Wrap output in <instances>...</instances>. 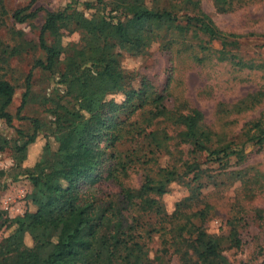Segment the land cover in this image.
<instances>
[{"label": "trees", "instance_id": "obj_1", "mask_svg": "<svg viewBox=\"0 0 264 264\" xmlns=\"http://www.w3.org/2000/svg\"><path fill=\"white\" fill-rule=\"evenodd\" d=\"M35 1L14 10L10 16L14 23L25 24L44 12L37 42L42 57L34 60L26 76V91L16 116L19 117L26 104L32 72L40 69L54 73L61 55L67 57L59 73V84L75 105L71 110L57 105L49 127L40 120H33L31 133L16 130L14 161L19 167L26 160L29 147L40 136L45 140L52 138L55 149L46 141L40 159L33 167L22 169L23 175L38 189L29 196L35 210L10 222L15 229L0 243V264H144L145 239L150 240L152 231H163L162 237L168 239L179 264H229L221 254L218 236L209 234L203 225L198 226L193 221L203 222L208 215V207L192 210L198 197L196 188L189 186L191 195L175 204L171 214L164 210L161 200L170 186L182 179L178 174L180 168L184 169V176L193 174V182L202 177L210 178L206 174L209 168H202L204 165L228 163L233 157L241 161V151L231 143L215 139L217 135L203 127V114L199 110L168 109L164 93L152 90L148 83L138 90H123L124 72L116 52L118 48L141 54L153 42L162 39L163 49L171 55L175 47L189 46L186 38L191 34L207 39L208 43L224 40L226 35L203 12L180 15L179 9L188 11L190 0H114L110 12L106 13L103 7L89 16L70 6L56 12L39 8L31 11ZM213 1L219 13L233 10V0ZM161 2L168 8H159ZM100 5H103L102 0ZM86 7L92 8V5L86 4ZM112 13L120 14L118 17ZM7 15L4 1L0 0V16ZM75 32H79L80 46H64L63 39ZM14 51L17 53L16 49ZM218 53V60H224L223 51ZM169 65H172L171 59ZM172 74L171 68L164 92ZM14 93L15 88L10 83L0 80V121L8 127L13 117L7 109ZM116 94L124 95L122 103L111 98ZM145 107H148L146 122L149 125L162 120L181 128L177 137L191 146L187 159H183L182 150H171L169 143L173 138L165 130L145 133L137 117H133ZM142 134L148 141L151 156L161 152L170 160L167 166L159 165L155 173L151 172L153 167L147 171L146 166L140 186L130 188L123 184L122 177L134 164L135 154L121 151L118 145L126 137H131L129 142L132 143L136 135ZM255 140L258 144L264 141V130ZM174 153L176 155H172ZM197 153L206 154L201 165L191 162L189 157ZM176 158L182 161L179 167L174 161ZM153 162L156 166L157 161ZM103 170H107V180L118 185L120 199L100 201L99 205L95 186ZM230 174L245 184L246 172ZM260 183L254 181L259 189H264V183ZM136 212L138 217L132 216ZM144 214L160 217L165 226L160 230H144L139 225ZM229 223L232 225L229 240L239 247L238 221L234 219ZM26 236L31 239V247L24 243Z\"/></svg>", "mask_w": 264, "mask_h": 264}, {"label": "rangeland", "instance_id": "obj_2", "mask_svg": "<svg viewBox=\"0 0 264 264\" xmlns=\"http://www.w3.org/2000/svg\"><path fill=\"white\" fill-rule=\"evenodd\" d=\"M3 1L8 15L0 16V80L10 83L15 88V93L7 109L13 117L11 127L0 121V243L13 234L15 227L10 226L12 220L35 210L29 196L38 189L23 175L22 169L33 167L40 159L46 141L55 149L52 138L45 140L40 136L29 147L26 160L19 167L14 161L18 141L16 130L31 133L33 120H40L44 126L49 127L53 120L52 111L57 105L69 110L75 105L67 97L63 85L59 84V73L62 72L67 57L61 55L54 73L40 69L32 72L26 104L19 117L16 116L22 95L26 91V76L34 60L42 57L37 42L44 12L38 13L35 19L25 24H16L10 18L11 13L27 7L32 0ZM113 1L102 0L103 6L100 5V0H36L31 11L39 8L56 12L70 6L89 16L97 14L103 7L106 13L110 12ZM190 3L188 11H185L186 8L184 11L179 9V14L203 12L226 35L225 39L208 43L207 39L191 34L186 38L189 46L175 47L171 55L163 49L162 39L153 42L141 54L134 55L116 48L124 72L123 90H138L142 84L148 83L152 90L164 93V104L168 109H180L182 112H186V108L199 110L203 114V127L216 134L215 139L231 143L233 148L241 151V161L233 157L228 163L204 165L202 168H209L206 174L210 178L202 177L193 182V174L184 176V169L180 168L178 174L183 176L182 179L170 186L161 201L167 214H171L175 204L191 195L189 186L196 188L198 197L194 198L192 210L208 207V215L203 222L200 219L193 221L198 226L203 225L209 234L218 236L221 254L227 262L263 264L264 189H259L254 181L264 183V141L258 144L255 140L261 130H264V0H233V10L228 13L217 12L213 0H190ZM86 4L92 5V8H87ZM158 7L168 8L165 2H161ZM119 14L112 13V16L119 17ZM163 38L166 39L165 36ZM67 44L78 48L79 32L66 36L63 45ZM199 44L208 50L200 49ZM70 46L69 49H72ZM221 51L224 60H218V52ZM11 53L14 55L11 56ZM171 68L172 80L164 92L163 87ZM111 98L122 103L125 97L123 94H116ZM147 111L148 107H145L133 116L142 124L145 133L150 130H165L173 138L169 143L171 150H182L183 159H187L191 146L182 143L177 137L181 128L162 120L149 125L146 122ZM143 135H136L132 143L129 142L131 137H126L118 145L121 151L135 154L134 164L130 165L126 176L122 177L123 184L130 188L140 186L146 166L147 171L153 167L151 172L155 173L159 165L167 166L170 160L168 155L161 152L151 156L148 141L144 140ZM189 157L191 162L195 161L200 165L206 160L205 153ZM152 159L157 161L156 166ZM179 160H174L178 162V167L182 164ZM236 171L246 172L245 184L230 174ZM106 174L107 170H103L101 179L95 186V197L99 205L100 201L120 199L118 185L107 180ZM138 215L137 212L132 214ZM234 219L238 221V238L241 240L239 247L233 246L229 240L232 226L229 221ZM139 225L144 230H160L165 226L160 217L151 214L142 215ZM149 234L150 240L145 239L147 255L144 264H179L173 249L169 247L168 239L162 237L163 231H152ZM24 243L32 246L29 236L25 237Z\"/></svg>", "mask_w": 264, "mask_h": 264}, {"label": "built area", "instance_id": "obj_3", "mask_svg": "<svg viewBox=\"0 0 264 264\" xmlns=\"http://www.w3.org/2000/svg\"><path fill=\"white\" fill-rule=\"evenodd\" d=\"M2 166V154L0 153V167Z\"/></svg>", "mask_w": 264, "mask_h": 264}]
</instances>
